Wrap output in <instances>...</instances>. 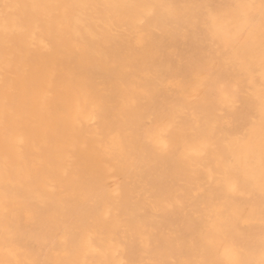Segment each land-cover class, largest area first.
<instances>
[{"label":"bare ground","instance_id":"6f19581e","mask_svg":"<svg viewBox=\"0 0 264 264\" xmlns=\"http://www.w3.org/2000/svg\"><path fill=\"white\" fill-rule=\"evenodd\" d=\"M262 37L264 0H0V264H261Z\"/></svg>","mask_w":264,"mask_h":264},{"label":"snow or ice","instance_id":"6c2138e0","mask_svg":"<svg viewBox=\"0 0 264 264\" xmlns=\"http://www.w3.org/2000/svg\"><path fill=\"white\" fill-rule=\"evenodd\" d=\"M261 46L262 50H264V37H262ZM262 55H264V53H262ZM164 147H166V145H164ZM229 191H236V185L230 184ZM262 212H264V209H262ZM212 243V241H209L210 245ZM221 247L223 249V251L221 252V256H226L228 257V259L225 260L222 258L219 261L211 262V264H247L246 261L240 258L243 249L235 241L225 239L222 242ZM204 264H209V262H204ZM261 264H264V260L261 261Z\"/></svg>","mask_w":264,"mask_h":264}]
</instances>
